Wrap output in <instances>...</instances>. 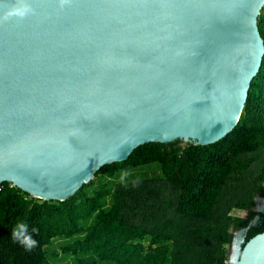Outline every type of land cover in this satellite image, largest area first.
I'll use <instances>...</instances> for the list:
<instances>
[{"label":"water","instance_id":"95a60500","mask_svg":"<svg viewBox=\"0 0 264 264\" xmlns=\"http://www.w3.org/2000/svg\"><path fill=\"white\" fill-rule=\"evenodd\" d=\"M263 7L0 0V185L64 201L139 146L223 139L262 65ZM241 244L234 264H264V233Z\"/></svg>","mask_w":264,"mask_h":264},{"label":"trees","instance_id":"16d2710c","mask_svg":"<svg viewBox=\"0 0 264 264\" xmlns=\"http://www.w3.org/2000/svg\"><path fill=\"white\" fill-rule=\"evenodd\" d=\"M257 24L264 43V7ZM179 143L145 144L127 160L102 166L94 176L113 179L151 164H158L161 176L118 183L91 196L84 184L64 201H44L2 183L0 264H47L45 247L79 235L88 219L93 221L83 238L64 253L95 254L108 264H227L225 246L232 244L233 232L245 230L241 249L264 233V211L253 209L255 196L264 197V160L243 173L249 156L264 153V56L235 128L211 145ZM108 196L112 203L105 210ZM232 210L246 216H231ZM18 220L27 222L38 242L30 251L11 237Z\"/></svg>","mask_w":264,"mask_h":264},{"label":"rangeland","instance_id":"374dc122","mask_svg":"<svg viewBox=\"0 0 264 264\" xmlns=\"http://www.w3.org/2000/svg\"><path fill=\"white\" fill-rule=\"evenodd\" d=\"M181 146H185L186 143L180 141ZM264 160V153L259 154L258 156H249L244 162V168L248 170H244L243 173L248 174V171L255 170L260 166V163ZM158 164H151L148 166H142L135 170H131L127 175L118 176L113 179H108L106 176L98 175L94 176V178L87 184L85 188V192L87 195L91 196L94 191L98 189H105L107 191H112L115 184L118 183H126V182H137L143 180L156 179L161 176V172L159 170ZM264 187V183L262 184ZM33 198V197H32ZM36 199V198H34ZM112 203V199L110 196L106 197L103 200V208L108 210ZM254 211H264V197L261 195H256L254 199ZM237 211V210H236ZM231 216H236L239 218H243L246 216L245 211L235 212L231 211ZM93 219L85 220L81 223L82 232L79 235L71 238H56L54 239L50 245L45 247L46 255H47V264H108L106 262H102L98 259L95 254H70L64 253L62 249L65 246H68L74 243L76 240L82 239L84 236L85 229L91 225ZM244 231H236L233 232V241L231 245L225 246V251L227 255V262L229 264H234L237 254L240 247V242L242 240V236ZM146 246V242L144 243ZM146 255V254H144ZM149 255V254H147ZM151 255V254H150Z\"/></svg>","mask_w":264,"mask_h":264},{"label":"clouds","instance_id":"9594fccd","mask_svg":"<svg viewBox=\"0 0 264 264\" xmlns=\"http://www.w3.org/2000/svg\"><path fill=\"white\" fill-rule=\"evenodd\" d=\"M21 15H23V12H20ZM36 229L33 228L32 232H35ZM11 237L13 241L20 244L25 250L30 251L32 248L36 247L37 240L33 238V235L31 232H29V226L26 221L18 220L11 232Z\"/></svg>","mask_w":264,"mask_h":264},{"label":"built area","instance_id":"2783aa9c","mask_svg":"<svg viewBox=\"0 0 264 264\" xmlns=\"http://www.w3.org/2000/svg\"><path fill=\"white\" fill-rule=\"evenodd\" d=\"M227 264H229L228 262H226Z\"/></svg>","mask_w":264,"mask_h":264}]
</instances>
